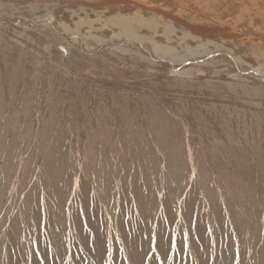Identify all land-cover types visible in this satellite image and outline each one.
Wrapping results in <instances>:
<instances>
[{"label": "rangeland", "instance_id": "374dc122", "mask_svg": "<svg viewBox=\"0 0 264 264\" xmlns=\"http://www.w3.org/2000/svg\"><path fill=\"white\" fill-rule=\"evenodd\" d=\"M0 3L19 67L0 115V264H264V59L243 49L264 39L179 0ZM126 13L206 59L157 58L111 22Z\"/></svg>", "mask_w": 264, "mask_h": 264}, {"label": "bare ground", "instance_id": "6f19581e", "mask_svg": "<svg viewBox=\"0 0 264 264\" xmlns=\"http://www.w3.org/2000/svg\"><path fill=\"white\" fill-rule=\"evenodd\" d=\"M179 1L187 2L191 7H193L194 10H196V13L198 12L202 14L204 17L210 18L212 20L215 19L214 22L224 23V21L229 20V21L235 22L236 24L241 23L242 26L245 28V30H247L250 34L254 33L256 34V37L264 39V0H179ZM3 5H4L3 3H0V7ZM37 9H38L37 6L33 5V3L31 6H28L26 8V10L29 12H35ZM148 19H149L148 17H138V16H134L133 14L126 13V14H118L117 16L115 15V18H113L111 22L113 24H118L122 26L123 29L129 32L128 33L129 35H132L136 39L140 41L148 42L152 50V53H153L152 55H155L157 58L159 57L162 59L172 60L173 61L172 63H179V64H181V62L186 61V60H189V61L192 60V62H195V61L200 62V60L206 59V57L203 56L204 55L203 48L205 45H203L202 43H198V42H192V41H197V40H194L188 35H183L181 38H178L175 32L170 29H160L155 25L145 24L146 20ZM145 30H147L149 34H143L142 31H145ZM204 31L202 33H204ZM226 34L228 36H233V34L231 33H226ZM158 36L161 37L160 41H157L156 39V37ZM209 37H212V36H209ZM250 40H256V41H245L249 43L246 45V47L243 46L244 51H247L251 56L255 57L257 60L264 59V44L260 45V43L263 41H257V39H253V38H251ZM212 42L215 43L214 52L216 54L222 53V52L224 53L228 51L227 46L221 44L219 41H215V42L212 41ZM135 56H137L138 58H142V56L139 53H136ZM16 59L17 57L15 56V54L12 51H10L7 47H5V44L3 43V41L0 40V115H1L2 110L4 111L6 107H8V104L10 102L9 99H11L12 97V93H13L12 91L13 89H15L14 86L17 84V80H18L17 73H19V67L17 66ZM262 68H263L262 70L264 71V66ZM184 72L185 74L187 73L188 75H194L192 74L191 69H185ZM244 75H250L258 79L262 78L261 77L262 75L254 70H249ZM224 85L227 89L226 91L232 92V94H236V95L249 92L250 90L246 81H232L229 83H225ZM189 86H186V87H189ZM251 95L255 96V94L253 93ZM261 104H263V101L261 102ZM231 115H233V113ZM0 135H1V129H0ZM234 143H236V141H234ZM167 146H168L167 144L162 146L163 150L167 152L165 161L168 167L167 169L170 172L169 174L174 175L173 173L175 169L173 165L171 164L172 162L169 161L170 154L168 155L169 148H167ZM46 177L47 175L45 174L43 178L47 181L46 186H49V182ZM98 185H100L99 181L97 182V186ZM179 185L180 184L178 183L176 187H178L179 192H181L183 187H180ZM25 243L26 242H24V244ZM128 244L130 246L129 248L134 251L135 243L133 241H128ZM6 252L7 251L5 248H0V257H2L4 260L6 259V255H7Z\"/></svg>", "mask_w": 264, "mask_h": 264}]
</instances>
